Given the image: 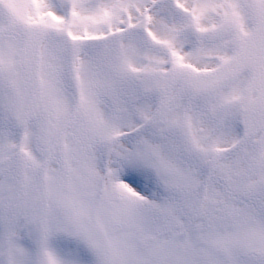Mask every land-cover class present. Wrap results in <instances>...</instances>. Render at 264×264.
<instances>
[{
	"label": "snow or ice",
	"instance_id": "snow-or-ice-1",
	"mask_svg": "<svg viewBox=\"0 0 264 264\" xmlns=\"http://www.w3.org/2000/svg\"><path fill=\"white\" fill-rule=\"evenodd\" d=\"M0 264H264V0H0Z\"/></svg>",
	"mask_w": 264,
	"mask_h": 264
}]
</instances>
